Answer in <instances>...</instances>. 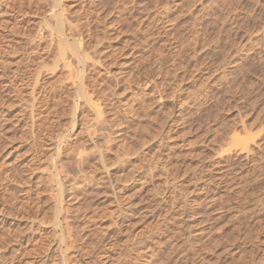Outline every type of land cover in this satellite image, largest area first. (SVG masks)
<instances>
[{
    "label": "rangeland",
    "instance_id": "1",
    "mask_svg": "<svg viewBox=\"0 0 264 264\" xmlns=\"http://www.w3.org/2000/svg\"><path fill=\"white\" fill-rule=\"evenodd\" d=\"M60 1L104 116L0 0V264H264V0Z\"/></svg>",
    "mask_w": 264,
    "mask_h": 264
},
{
    "label": "bare ground",
    "instance_id": "2",
    "mask_svg": "<svg viewBox=\"0 0 264 264\" xmlns=\"http://www.w3.org/2000/svg\"><path fill=\"white\" fill-rule=\"evenodd\" d=\"M48 1V0H47ZM51 1V0H50ZM60 3L61 1L60 0H52V6H51V9L54 10V14H53V18L54 20H52L53 23L49 24L48 25V28H49V37H50V44H48V49L52 52H55L56 50V56H57V63L61 64L58 65L56 63V65L58 66H61L62 70H66V74L67 76L66 77V81H69L72 86H73V89L69 92L73 93V90L75 91V95H76V98H77V101H76V105L77 107L80 105H82V109L86 111L87 107L88 109L90 108V111L94 112L95 114V117H92L90 116L91 118H94L92 119L93 122L94 121H97V122H101L100 120L103 119L102 116H104V110L102 111V104L100 103H96L95 102H98L99 99H97L96 101H94V99L92 98V96L94 94H96L98 91H102V90H105L101 87V85H104V81L103 82H100L98 79H99V76L97 74H95V65L93 62L94 60V56L93 58L91 57L92 53H91V50H94V54L97 55L99 57V59L101 58L100 56H102L101 54H103V51L105 49H102L100 50L98 45H101V43H103L102 41L104 40H96L97 43H94V45H90L89 47H85L83 44H82V39L79 41L78 38H76V34H74V27L72 26H69V32H71L70 34L67 33V19L66 17L64 16L63 13L65 12H62L63 9H59L60 7ZM1 4V3H0ZM49 7V6H48ZM47 7V8H48ZM47 13V12H46ZM51 16V15H50ZM49 16V17H50ZM68 18V17H67ZM71 21H69L70 23ZM49 23V22H48ZM111 23V22H110ZM47 24V23H46ZM113 24V23H112ZM111 24V25H112ZM73 25V24H72ZM110 26V25H109ZM113 26V25H112ZM108 27V26H107ZM42 29V28H41ZM45 29V28H44ZM84 29V28H83ZM112 29V28H111ZM74 32V33H73ZM103 32V31H102ZM109 30L107 32H105L104 34V37L106 38V35L109 34ZM114 32V31H113ZM112 32V33H113ZM99 33V32H98ZM79 34V33H78ZM114 34V33H113ZM42 36V35H41ZM83 36V35H82ZM96 37H100V36H96ZM71 39H73L74 41H71ZM106 40V39H105ZM112 40V39H111ZM101 41V42H100ZM108 41V40H107ZM43 42V41H42ZM94 42V41H93ZM85 43V41H84ZM35 44V43H34ZM38 44V43H37ZM36 45V44H35ZM35 47V46H34ZM40 47V46H38ZM42 47V46H41ZM46 47V46H45ZM39 50V49H38ZM43 50V49H42ZM46 50V49H45ZM36 51V50H35ZM107 51V50H106ZM112 52L111 51V55H112ZM105 53V52H104ZM114 53V52H113ZM48 54V53H47ZM50 54V53H49ZM54 55V54H53ZM107 55H108V52H107ZM110 53H109V56H111ZM40 56V55H39ZM47 56V55H46ZM106 56V55H104ZM108 56V57H109ZM35 57V56H34ZM50 57V56H48ZM52 57V56H51ZM107 57V58H108ZM104 58V57H103ZM106 58V57H105ZM104 58V59H105ZM43 59V58H42ZM47 59V58H46ZM52 59V58H51ZM54 59V58H53ZM52 59V60H53ZM40 60V59H39ZM38 60V61H39ZM92 60V62H91ZM36 61V60H35ZM44 61V60H43ZM37 62V61H36ZM35 62V64H36ZM40 62V61H39ZM50 62V61H49ZM102 62V61H101ZM41 63V62H40ZM45 63V62H44ZM44 63H42V65H44ZM103 63V62H102ZM31 64V63H30ZM39 65V64H38ZM52 66V64H51ZM55 66V64H54ZM34 67V65H33ZM32 67V68H33ZM42 67V66H40ZM38 68V66H37ZM36 68V69H37ZM45 68V67H44ZM47 68V67H46ZM59 68V69H61ZM108 68V67H107ZM39 69V68H38ZM54 70V67L52 68ZM51 69V70H52ZM40 70V69H39ZM43 70V69H42ZM46 70V69H45ZM38 72V71H36ZM40 72V71H39ZM50 72V71H49ZM48 72V73H49ZM35 73V71H34ZM47 73V74H48ZM38 74V73H37ZM46 74V75H47ZM62 74V73H60ZM64 74L62 75H59V76H63ZM32 75H33V72H32ZM41 75V73H40ZM39 75V77H40ZM34 76H37V75H34ZM50 76V75H49ZM47 77V76H46ZM45 77V78H46ZM64 77V78H65ZM36 78V77H34ZM51 78V76H50ZM63 78V77H62ZM61 77L59 78L60 80H64V78L62 79ZM39 80V79H38ZM36 81V80H35ZM45 81V80H44ZM49 82V81H48ZM58 82V81H57ZM65 82V81H64ZM55 83V82H54ZM103 83V84H101ZM57 84V83H56ZM59 84V83H58ZM44 85V84H43ZM70 85V84H69ZM37 86V85H36ZM71 86V87H72ZM41 89V88H40ZM62 89V88H61ZM67 90V89H66ZM35 91V90H34ZM44 91V90H43ZM54 91V90H53ZM63 91V90H62ZM112 91V90H111ZM41 92V91H40ZM51 92V91H50ZM49 92V93H50ZM108 92V91H106ZM56 93V92H55ZM111 93V92H110ZM38 95V94H37ZM69 96V94H67ZM97 95V94H96ZM100 95V93L98 94ZM105 95V94H104ZM73 96V95H72ZM95 96V95H94ZM38 97V96H37ZM36 97V98H37ZM99 97V96H98ZM103 97V95H102ZM69 98V97H68ZM71 98V97H70ZM34 99V98H33ZM103 99V98H102ZM73 100V98L71 99ZM33 101V100H32ZM109 101V100H108ZM108 101H106L108 103ZM39 102V101H38ZM37 102V103H38ZM33 103V102H32ZM102 103V102H101ZM104 103V102H103ZM35 104V103H33ZM73 104V103H72ZM71 104V105H72ZM39 105V103H38ZM35 107V106H34ZM109 107V106H108ZM110 108V107H109ZM72 109V108H71ZM41 110V109H40ZM77 110V109H76ZM72 112V111H71ZM83 112V111H82ZM107 112V111H106ZM105 112V113H106ZM74 113V112H73ZM72 113V115H73ZM84 112L82 113V116H83ZM88 115V114H87ZM85 117V115L83 116ZM88 118V117H86ZM85 119V118H83ZM87 120V119H85ZM84 120V121H85ZM82 121V120H81ZM91 121V120H90ZM96 122V123H97ZM82 123V122H81ZM87 122H85L86 124ZM90 123V122H89ZM95 123V124H96ZM102 123V122H101ZM84 124V122H83ZM99 124V123H98ZM91 141V140H90ZM61 142V141H60ZM96 142V141H94ZM65 143V142H64ZM237 143V142H236ZM245 143V142H244ZM66 144V143H65ZM96 144V143H95ZM237 146V145H236ZM61 148V146H59ZM245 148V145L243 146ZM246 149V148H245ZM84 149L83 148V152H84ZM243 150V149H242ZM70 151V150H69ZM81 151V154L83 153ZM88 151V150H87ZM87 151H85L84 153L87 155L89 154ZM87 152V153H86ZM101 152V151H100ZM229 153V152H228ZM80 154V155H81ZM226 154V153H225ZM224 154V155H225ZM229 156V155H228ZM85 157H88V156H85ZM103 159V158H102ZM54 164V163H53ZM105 164V163H104ZM59 165V164H58ZM105 166V165H104ZM60 169V168H59ZM60 184V183H59ZM61 209V208H60ZM124 218H128L129 216V213L128 211H123V215ZM57 220V219H56ZM60 225V224H59ZM57 226V225H56ZM64 239V238H63Z\"/></svg>",
    "mask_w": 264,
    "mask_h": 264
}]
</instances>
